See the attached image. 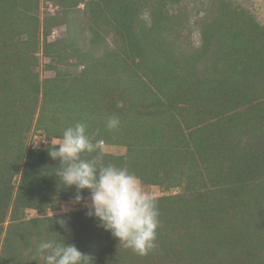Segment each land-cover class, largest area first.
Wrapping results in <instances>:
<instances>
[{
  "label": "trees",
  "instance_id": "obj_1",
  "mask_svg": "<svg viewBox=\"0 0 264 264\" xmlns=\"http://www.w3.org/2000/svg\"><path fill=\"white\" fill-rule=\"evenodd\" d=\"M77 122L102 141L105 165L159 188L148 254L119 244L80 207L89 191L77 203L55 175L49 149ZM39 130L48 143L37 148ZM49 239L92 264H264V23L246 5L0 0V264H44L36 248Z\"/></svg>",
  "mask_w": 264,
  "mask_h": 264
},
{
  "label": "clouds",
  "instance_id": "obj_2",
  "mask_svg": "<svg viewBox=\"0 0 264 264\" xmlns=\"http://www.w3.org/2000/svg\"><path fill=\"white\" fill-rule=\"evenodd\" d=\"M119 125L118 116L107 119V129L113 130ZM101 144L99 140L93 142L83 122L67 127L60 142L49 149L50 157L60 161L55 175L63 186H75L77 203L83 201L80 193L87 189L91 200L87 215L95 217L99 226L117 238L119 244L139 255H146L157 247L160 221L156 201L143 190L138 177L126 167L103 163V154L99 152ZM91 153L97 155L91 159L84 158V154ZM58 223L62 227L65 225L63 220ZM36 253L43 257L44 264H92L88 254L63 239L40 242Z\"/></svg>",
  "mask_w": 264,
  "mask_h": 264
},
{
  "label": "rangeland",
  "instance_id": "obj_3",
  "mask_svg": "<svg viewBox=\"0 0 264 264\" xmlns=\"http://www.w3.org/2000/svg\"><path fill=\"white\" fill-rule=\"evenodd\" d=\"M244 5H246L249 10L255 15V17L261 22L264 23V0H236ZM202 6L200 4L196 5L195 8L192 10L193 12V19L195 18V14L197 12V9H200ZM43 10L45 11H55V8L53 6H50L49 4L47 5V3L43 4ZM65 26H61L58 27L54 30V32L52 33V35L50 36V39H54V38H58L60 36L63 35L64 31H65ZM192 40L195 42V44H198L199 42V33L194 30L193 34H192ZM42 61V66H41V73L43 75V77H52L54 76V73L52 71L46 70L45 65L46 63L49 62L48 58L42 57L41 59ZM38 132V131H37ZM36 132L33 133L32 135V139L31 140V144L33 145V141H34V135ZM61 139H54V143L58 144L60 142ZM103 150L105 152H109V153H113V154H117V155H121L126 153V148L124 146H118V145H103ZM142 185V184H141ZM143 190L149 194L151 197H155L157 195H160V190L158 187L156 186H151V185H142ZM91 205V200L88 199L85 203L80 204L81 208H87ZM77 205H74L72 203H66L63 205L62 211H67V210H73L75 208H77ZM29 215H34L36 214V212L34 210H29L28 211Z\"/></svg>",
  "mask_w": 264,
  "mask_h": 264
},
{
  "label": "built area",
  "instance_id": "obj_4",
  "mask_svg": "<svg viewBox=\"0 0 264 264\" xmlns=\"http://www.w3.org/2000/svg\"><path fill=\"white\" fill-rule=\"evenodd\" d=\"M34 141H33V146L35 147H40L42 145H45L48 143V139L46 136L42 133V131H38L34 135Z\"/></svg>",
  "mask_w": 264,
  "mask_h": 264
}]
</instances>
